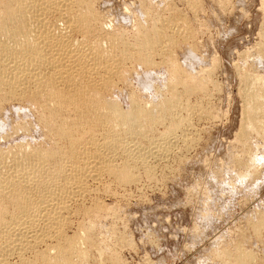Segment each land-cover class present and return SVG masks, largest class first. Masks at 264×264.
<instances>
[{
    "label": "rangeland",
    "instance_id": "rangeland-1",
    "mask_svg": "<svg viewBox=\"0 0 264 264\" xmlns=\"http://www.w3.org/2000/svg\"><path fill=\"white\" fill-rule=\"evenodd\" d=\"M195 1L196 5L193 6L189 0H92V8L98 15V20L92 24L95 27L92 37L102 39V36L112 35L113 32V35L118 34L117 37L131 45L140 27L161 26L166 33H173L176 39L168 50L170 61L193 80H202L204 84L199 88L201 91L193 93L186 92L179 84L173 85L169 62L162 54L167 49L164 50L161 43L156 45L149 66L133 59L119 60L123 63L119 66L121 75L119 73L113 77V87L104 90V94L118 103L122 112L130 111L135 106L152 109L161 100L170 98L173 92V96L177 97L172 110L167 116L163 115L160 122L145 124L149 128H146L144 136L114 131L117 144L103 153L116 168L122 164L130 167L133 175L127 182L116 180L113 174L111 176L101 168L98 173L91 168V171L84 170L77 184L67 185V180L59 176L57 185L51 183L56 185L53 188L49 186L50 182L47 183L50 171H53L51 163L42 170L44 173L40 171V176H34L36 173L33 170L36 168L32 163H25V171L29 168L32 170L26 171L31 176L30 183L22 181V186L15 185L20 175L14 171V160L23 159L21 157L30 154V151L65 148L66 142L48 135L51 107L31 101L34 90L32 82L24 85L25 90L23 87L16 89V94L1 95L0 179L5 180L6 184L0 190V194L4 192L5 195L0 196L7 207V221L14 211L9 197L16 188L26 187L28 196L36 202L41 191L44 192L40 194H45L49 188L56 192L60 187L62 193H59V202H63L64 209L63 212L59 210L58 232L63 237L82 239L78 247L82 250L85 264H221L214 257L216 252L239 239L245 240L246 250L253 254L252 264H264V233H255L251 228L253 218L264 214V135L254 133L251 130L253 127L246 126V99L243 95L244 80L241 78L243 72L264 74V0ZM174 16L183 21L182 28L167 26V19ZM76 35L73 37L81 41L80 36ZM131 96L137 101L134 104L130 102ZM69 119L75 122L73 116ZM173 121L180 122L179 129L162 136L164 129ZM261 122H264V118H261ZM99 124H85L82 125L83 129L77 125V128L85 131V141L89 139L87 135L92 133L90 138L95 136V141L100 143L108 126H112L102 120ZM246 129H250V135L242 138L240 135ZM83 143L79 145L80 150H87L85 155L89 156L92 149L87 145L82 148ZM243 145L248 147V152ZM250 157L255 158L252 171H257L253 180L247 181L240 179L239 173ZM67 163L61 166L65 170L63 174L69 175ZM52 202L41 204V213L36 216L33 226L26 224L21 229L42 232L44 210L47 208L48 213H58L55 210L57 201ZM28 225L30 229V226L26 229ZM13 232L16 234L15 230ZM55 232V229L48 230L47 236L31 239L28 245L13 244L8 252H0V264H48L42 261L39 254L45 252L47 247L50 249L56 245L58 238L55 239ZM53 234L55 237H51ZM87 236L91 239L90 246L86 241ZM61 243L62 240L59 241ZM98 247L102 252L99 253Z\"/></svg>",
    "mask_w": 264,
    "mask_h": 264
},
{
    "label": "bare ground",
    "instance_id": "bare-ground-1",
    "mask_svg": "<svg viewBox=\"0 0 264 264\" xmlns=\"http://www.w3.org/2000/svg\"><path fill=\"white\" fill-rule=\"evenodd\" d=\"M189 1L194 4L193 6L196 5L195 0ZM144 8L142 10H144ZM147 13L149 14L151 12ZM145 14L146 12L143 15ZM49 18H51L52 20H48ZM97 20L98 15L92 8V0H0V97L1 95H12L16 89L22 87L24 88L25 84H27L28 82H32L34 85V90H32L33 93L30 92L31 96L29 95L31 97V101L33 100V102L37 103L39 101L40 103L45 104V106L49 105V107H51L49 112V121L51 122L47 130L49 134L47 132L46 133L48 135L51 134L56 136L58 138L57 140H59V138L64 139L63 142H66L65 148L62 145L64 149H54V151H51L53 149L52 148L50 149V151H30L31 153L29 152L30 154H28V151L26 152V150L24 151L23 149V151L28 155H25L24 153L23 155L21 153L23 157H21L20 155L19 156L23 159H17L16 161L14 160V166L16 168V170L14 171L15 173H18L20 175L16 179V182L14 180L15 185L22 186L23 182L28 183L29 179L31 178V176L26 173V171L30 168L25 171L23 167V164L25 163H32L33 167L36 168L35 170H33L36 173V175L34 174V176L39 175L40 171L45 169V167H48L47 165L51 163L53 165V171H50L47 183L50 182L49 186L51 185L53 188L57 185L56 181L60 179L59 176H61L62 179L67 180L66 184H77L78 182H80V178L83 177H81V175L82 173L84 174V170L90 169L89 171H91V168H93L92 171H94V173L101 172L99 171V169L101 168V170L103 169L104 171L111 173V176L113 174L116 180H119L120 182H127L131 180L133 173L130 172V167H128L126 164H122V166L120 165L121 167L116 168V165H112V163H110V160L106 159V156L103 153L105 152V150H112V148L117 144L116 133H114V131L116 132V130H120V133L121 131H123L125 134H131L132 136L135 135L137 137H140L142 134V136H144V132L148 127H145V124L151 125L152 122H160V119H163V115L168 114L170 110H172L171 106H173V103L177 100V97L173 96V92V94L171 93L170 98L161 100L159 104H157V106L155 105V107H153L152 109L149 108V110H146L145 108L142 109V106L138 107L134 105V109L132 108L130 109V111L122 112L117 105L118 103L116 104V102L111 101L110 99H108L109 95L106 97V95L104 94V90H107L111 87V80L115 79L113 77L118 76L120 73L119 66H122L120 64L123 63H120L119 60L124 61L133 59L139 64L149 66L152 64L151 56L157 49L156 45L161 43L164 44V50L167 49V52H162V54L164 53V57L169 62L168 66H170V77L173 80V83L171 82L173 85H181V88H183L188 93H193L198 90L201 91V86L204 85L202 83V80H193L188 76V74L186 75L183 69L174 65V63L170 61V53L168 50L171 45L173 46L176 43V39L174 38L173 33V35L166 33V31H164V29H162L163 27L161 28V26L160 28L151 27L148 29L147 27H140L138 29L139 31L137 35L135 36V39H133L134 43L131 45L127 44V42L122 41V38L117 37L118 34L115 33L116 35H113V32L112 35L106 34L102 36V31L100 35L103 38H99V40L98 37L97 39L95 37H92V29H95V27H92V24L94 22L96 23ZM167 20L168 27H183V21L176 16L171 17V19ZM136 25L139 26L141 24ZM165 30H167V28ZM74 34L79 35L81 41L75 39L73 37ZM97 34L99 35L98 32ZM183 38L180 39L184 40ZM117 57H119L120 59L117 60ZM241 78L242 80H244L243 95L246 99V103L244 106L247 119L246 126L253 127V129L251 130L254 131V133L264 135V124H262L264 122H261V118H264V89L262 84L264 83V74L258 75L257 73H255L254 75H252L243 72ZM29 88L27 89L31 90ZM16 93L17 92H15V94ZM21 93H23V91ZM27 93H29V91ZM135 101V97L131 96L130 102L134 104ZM40 107L41 106H39V108ZM66 115L68 116L66 117ZM70 116H73L75 122L70 121ZM43 117H45V115ZM67 118L69 119L70 123L68 122ZM100 120H102V122L104 121V123H109L112 126H108L109 128L107 133L102 135V142H96L95 136V139L93 138L94 140L91 139L90 136L92 137L93 135L89 131L88 132L90 134L87 135L89 136V139L88 141H85L86 138L84 139V134L86 133L85 131H80V129H78L79 127L77 128V125L82 126L85 124H92L93 126V124H99ZM179 126L180 122H171L164 129L162 136H165L168 133H172L175 130L177 131V129H179ZM151 127L152 126H150V128ZM83 128L84 127L82 126V129ZM248 130H241L242 133L240 136L242 138H244L245 136L246 138V136L249 134ZM83 141L85 142V144L83 143V145H81L82 148L87 145V148L89 147L92 149L91 153H88L89 156L86 154L88 157H85V153H87L85 151L87 150L81 151L82 149L80 150L79 147L80 143ZM246 148L248 147L246 145H243V149L248 152L249 149ZM19 151L18 154H20ZM62 162H68L67 171H69V173H71L72 175L63 174L65 170H62V166L64 165ZM253 163H255V158L253 159L250 157L247 160V164L246 162L243 164L244 167L241 169V173H239L240 179H246L248 181L255 176L254 174L257 170L254 172L252 171V167H254ZM30 171L32 170L30 169ZM42 172L44 173V171ZM4 183L5 180L0 179L1 191L3 190L2 188H4ZM51 183L56 185L54 186ZM81 186H83V184L80 185V187ZM24 188L25 189L16 188L14 190V194L9 197V202L13 204L14 211L12 210L13 214L11 217L8 216L10 217L8 221L5 219V217L7 216H5V213H7V207L4 206V199L1 198L2 196H0V252H8L13 244L22 246L24 243H26L28 245L31 239L35 240L38 238L40 239V237H45L47 236L46 231L55 229V239L58 238V241L56 240V245L54 244V246H52L50 249L49 247H47L45 252L41 253V251V254L38 253L41 256L42 261H44V263L48 262V264H85L82 250L78 247V243L81 244L82 239H80V237L77 239H75V237H63L58 232L60 228V221L58 218L59 212H63L62 209H64L63 202H59V200L61 199L59 193H62V191L59 190L60 187L56 192H54L55 190L53 191V189L52 191L49 190V188L48 191L46 190L45 194H40L44 192L41 191L36 202L32 200L33 198L31 196H28L26 187ZM11 193H13V190L12 192H10V194ZM4 195L5 194H3V196ZM52 201H57L55 204V210H58V213H55L53 211V213H48L46 211L47 208L44 210V213L42 210V218L45 219V225L42 232L38 233L33 230L25 231L21 229V227H25L26 224H34L33 221H35L36 216L41 213V204H47L48 202ZM89 214L91 213H88V215ZM40 216L42 215H39V217ZM30 219L32 220L30 222H27ZM30 225H28L26 229H28ZM30 228L31 226L29 227V229ZM251 228L255 233H264L263 213L258 214L253 218ZM13 230H15L16 234H13ZM57 233L59 235H57ZM54 234L51 235V237H55ZM60 240H62L61 245L59 244ZM86 241L88 245L91 243V239H89L88 236L86 238ZM99 247H101V245ZM99 247L97 248V250L100 253L102 252V249H100ZM245 247V240L239 239V241L234 242L230 246L226 245L219 248L214 257H216V259H218L221 264H252L254 261L253 254L249 250H246L247 247Z\"/></svg>",
    "mask_w": 264,
    "mask_h": 264
}]
</instances>
